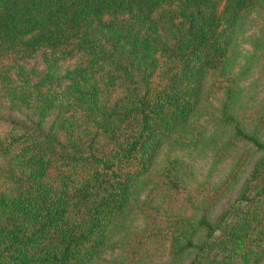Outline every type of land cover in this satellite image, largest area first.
Segmentation results:
<instances>
[{
	"label": "trees",
	"instance_id": "obj_1",
	"mask_svg": "<svg viewBox=\"0 0 264 264\" xmlns=\"http://www.w3.org/2000/svg\"><path fill=\"white\" fill-rule=\"evenodd\" d=\"M264 0H0V264H97ZM189 264L264 262V144Z\"/></svg>",
	"mask_w": 264,
	"mask_h": 264
},
{
	"label": "rangeland",
	"instance_id": "obj_2",
	"mask_svg": "<svg viewBox=\"0 0 264 264\" xmlns=\"http://www.w3.org/2000/svg\"><path fill=\"white\" fill-rule=\"evenodd\" d=\"M207 90L201 116L156 158L97 264H189L195 250L177 257V248L199 244L198 220L214 223L237 198L261 154L235 130L264 144V10L244 17L225 72Z\"/></svg>",
	"mask_w": 264,
	"mask_h": 264
}]
</instances>
